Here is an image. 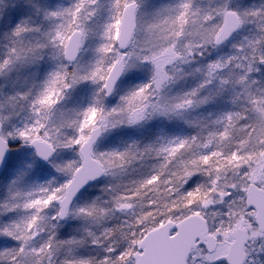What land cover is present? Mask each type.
<instances>
[{
    "label": "snow or ice",
    "instance_id": "1",
    "mask_svg": "<svg viewBox=\"0 0 264 264\" xmlns=\"http://www.w3.org/2000/svg\"><path fill=\"white\" fill-rule=\"evenodd\" d=\"M0 264H264V0H0Z\"/></svg>",
    "mask_w": 264,
    "mask_h": 264
}]
</instances>
